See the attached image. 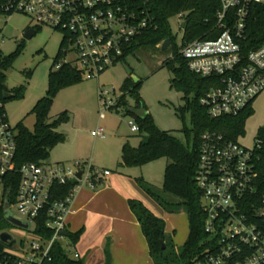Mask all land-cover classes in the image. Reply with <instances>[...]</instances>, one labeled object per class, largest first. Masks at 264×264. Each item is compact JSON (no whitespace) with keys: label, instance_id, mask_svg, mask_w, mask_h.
Returning a JSON list of instances; mask_svg holds the SVG:
<instances>
[{"label":"built area","instance_id":"1","mask_svg":"<svg viewBox=\"0 0 264 264\" xmlns=\"http://www.w3.org/2000/svg\"><path fill=\"white\" fill-rule=\"evenodd\" d=\"M148 0H0L3 15H26L37 26H49L63 33L62 63L76 68L82 79L98 77L100 73L121 61L126 51L145 31L153 26L149 12L143 8ZM213 20L203 35L185 40L187 13L179 12L171 18L181 31L175 40L177 55L192 73L212 78L199 103L210 118L236 116L251 106L264 92V46L243 52L241 40L246 36L249 11L253 4L264 0H218ZM143 2V4H142ZM205 21L208 22L206 19ZM162 41L156 47L160 49ZM172 43L168 46L169 49ZM171 50L161 60L175 58ZM100 94L101 110L112 108L116 100ZM2 104L0 103V110ZM131 130L139 131L135 123ZM103 136L102 127L91 131ZM15 131L0 111V174L14 169ZM241 136V135H240ZM222 134L206 131L199 139L198 160L194 180L199 188L200 207L204 214L203 249L194 264H264V193H258L256 157L260 140L256 137L252 148ZM85 165L87 170L85 172ZM82 171L81 177L76 174ZM20 182L16 214L8 205L5 214L20 220L28 227L12 224L17 230L0 231L12 235V240L0 241V264H42L51 259V251L60 242L70 258H80L75 244L62 235L67 230L66 218L78 188L86 184L96 188L98 181L111 174L108 169L94 168L86 161L67 163H27L20 167ZM75 180L65 197H53V187ZM2 183L0 181V194ZM51 232L46 237L39 232ZM11 224V223H10ZM71 252V254L69 253Z\"/></svg>","mask_w":264,"mask_h":264},{"label":"trees","instance_id":"2","mask_svg":"<svg viewBox=\"0 0 264 264\" xmlns=\"http://www.w3.org/2000/svg\"><path fill=\"white\" fill-rule=\"evenodd\" d=\"M218 5V0H148L143 8L149 12L154 24L152 27L145 29L137 38V43L134 42L124 54L125 57L139 49H155L159 42L170 39L172 43L170 48L176 56L174 59L166 60L160 65L167 67L173 73L170 80L171 88L182 93L183 105L176 108L177 113L183 119L187 114L190 118V126H184L182 129L186 137L185 143H182L171 131L160 130L154 124L151 115L147 113L143 119L135 117L139 131H145L147 138L142 140L136 147L131 146L128 142L122 145L119 166L138 167L159 158L167 159L162 191L164 194L174 197L176 201L160 195L142 177L137 178L136 181L165 211L174 213L182 210L187 216L188 234L184 243L177 248L172 240L169 237L167 238L165 221L162 218L155 216L141 201L137 199L128 200V206L146 239L153 264H194V260L204 247L202 243L206 237L203 228L204 214L200 207L201 192L194 180L200 136L206 131H213L222 134L227 139L236 140L238 136L244 135L246 120L253 113L251 106H248L236 116L210 118L205 108L200 105L199 99L209 88L213 79L192 73L187 68L185 61L177 55L175 38L170 27L171 17L179 12L187 13L184 38L188 41L203 35L205 29L212 23L214 8ZM0 15H2L1 12ZM206 19L208 22L205 21ZM63 42L64 40L62 44ZM240 43L244 53L264 46V4L252 5L249 11L246 36ZM20 46L14 53L7 56L0 52L1 112H5V102L11 99L23 98L27 89V82L11 89L5 85V72L12 66L14 58L20 53ZM60 48L62 49V45ZM61 49L54 58L49 70L46 94L37 100L30 111V114L35 116L33 129H28L22 121L13 128L15 131V150L12 157L14 169L0 174L2 183L0 231L10 227V223L5 217L4 204L6 201L8 205H13L16 201L20 182V167L27 163H44L52 148L65 139V136L58 132L57 128L66 122L69 116L66 112H63L52 122H49V112L56 94L64 88L79 83L82 78L79 71L69 63H62L59 68L54 70L55 65L60 61V56H62ZM25 73L27 79H29L32 71ZM139 88V82H133L131 79L126 78L121 87L122 96L116 101L115 105L123 106L126 113L129 114L128 107L130 106L127 105L124 98L126 95H131L135 101L133 107L143 106L145 108L139 94ZM5 91L13 93L14 97L5 99L3 97ZM257 138L260 140V148L257 150L255 164L257 170L256 186L258 193H264V126L258 130ZM102 183L103 179H100L98 185ZM74 185L75 182L72 181L55 185L52 191L53 197L58 199L65 197ZM41 226L42 222L37 221L39 232H43L46 237L51 236V232L42 230ZM82 231V229L76 232L67 231V237L72 244H76ZM163 244L164 247H162ZM2 246L3 244L0 242V249ZM105 255L104 264H110L111 256L108 248H106ZM50 256L51 259L45 260L42 264H84L82 258H70L60 242L54 244Z\"/></svg>","mask_w":264,"mask_h":264},{"label":"rangeland","instance_id":"3","mask_svg":"<svg viewBox=\"0 0 264 264\" xmlns=\"http://www.w3.org/2000/svg\"><path fill=\"white\" fill-rule=\"evenodd\" d=\"M34 25L30 19L19 13L0 15V52L4 56L14 53L20 46V53L14 58L12 66L5 72V85L11 89L27 82V89L23 98L11 99L5 102L4 109L8 123L14 128L17 123L23 122L24 126L32 130L35 116L30 114L31 109L38 99L46 94L48 86V74L54 58L60 51L63 41V33L49 26H37L36 32L30 38L24 34ZM171 33L176 42L179 41L181 31L174 18L170 19ZM171 51L158 49H139L130 53L123 60L118 61L108 69L100 73L98 77L82 79L79 83L60 90L52 103L48 121L52 122L59 114L66 112L69 119L62 123L57 131L65 136L63 142L56 144L45 164H54L62 158H74L67 161L72 164L76 161H86L94 168L119 170L122 145L128 142L131 146H138L147 138L145 131L134 132L130 123L138 125L135 117L126 113L121 105L104 110V117L99 118L101 110L100 94L106 91L105 97H112L114 101L122 96L121 87L126 78L133 82H139V94L148 114L151 115L154 124L160 129L171 131L182 143L186 137L182 132L184 126H190L189 115L184 119L177 113L176 108L183 105L182 93L170 86L173 73L159 63ZM62 53L59 60L63 61ZM55 70V67H54ZM32 71L27 79L26 73ZM124 100L127 105H135L134 98L126 95ZM116 104V103H115ZM252 115L246 120L244 135L239 137V143L247 148H252L257 137L258 130L264 126V92L258 95L251 103ZM102 127L103 136H93L91 131ZM166 158H159L144 166L123 168L134 171L139 177L148 182L160 195L176 201L171 195L162 191ZM132 169V170H131ZM87 166L85 165V172ZM146 172V177L143 173ZM148 179V180H147ZM173 198V199H172ZM156 210L151 212L165 221V234L179 248L188 234L187 217L179 210L169 213L151 200ZM10 210L16 214L12 205ZM9 229L17 230L12 224ZM68 237L63 242L67 243ZM71 254V252H69Z\"/></svg>","mask_w":264,"mask_h":264},{"label":"crops","instance_id":"4","mask_svg":"<svg viewBox=\"0 0 264 264\" xmlns=\"http://www.w3.org/2000/svg\"><path fill=\"white\" fill-rule=\"evenodd\" d=\"M78 157L62 158L56 163L80 159ZM122 167L131 168L120 166L119 170H111L105 167L111 174L102 178V184L94 189L83 184L73 197L66 224L69 232L83 230L74 246L84 264H104L106 248L111 256L110 264H153L146 239L128 206V200L137 199L150 211L163 218L165 216L152 205L151 200L154 199L138 185L136 179L139 174ZM146 175L143 173V177Z\"/></svg>","mask_w":264,"mask_h":264},{"label":"water","instance_id":"5","mask_svg":"<svg viewBox=\"0 0 264 264\" xmlns=\"http://www.w3.org/2000/svg\"><path fill=\"white\" fill-rule=\"evenodd\" d=\"M35 32H36V29L35 28H30V29H28L26 31V33L24 34V37L25 38H30L32 35L35 34ZM170 43H171L170 39L163 40L160 49L161 50H166L168 48V46L170 45ZM3 97L5 99H11V98L14 97V94L11 93V92L5 91L3 93ZM128 112H129L130 115H132V116H134L136 118H139V119H143L146 116V114H147V111H146V109L143 106H141L139 108L128 107ZM81 173H82V171H79L76 174V179H79L81 177ZM74 181L75 180H73V182ZM4 208L6 210L8 209V204L6 203V201H5V204H4ZM5 217H6V220L9 223H11V224H14V225L20 226V227H24V228L28 227V224L22 223L20 220L12 217L11 215L5 214ZM61 234L64 235V236H67L68 233L66 231H63ZM8 240H12V235H10L7 232L0 233V241L6 242ZM162 247H164V244H163Z\"/></svg>","mask_w":264,"mask_h":264}]
</instances>
